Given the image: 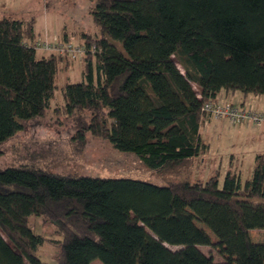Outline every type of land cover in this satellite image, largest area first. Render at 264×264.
<instances>
[{
  "label": "trees",
  "instance_id": "1",
  "mask_svg": "<svg viewBox=\"0 0 264 264\" xmlns=\"http://www.w3.org/2000/svg\"><path fill=\"white\" fill-rule=\"evenodd\" d=\"M93 2L99 34L81 37L96 50L82 80L62 86L75 138H104L153 170L191 171L208 149L204 103L221 89L264 96V0ZM35 37L33 17L0 14V143L47 111L61 58L69 60L37 57ZM219 179L216 170L158 185L28 163L0 168V264H42L32 214L56 223L57 264H264V241L250 237L264 232V153L245 180L231 170Z\"/></svg>",
  "mask_w": 264,
  "mask_h": 264
},
{
  "label": "rangeland",
  "instance_id": "2",
  "mask_svg": "<svg viewBox=\"0 0 264 264\" xmlns=\"http://www.w3.org/2000/svg\"><path fill=\"white\" fill-rule=\"evenodd\" d=\"M93 5V0H0V12H5L12 18L33 17L35 30L42 38L53 40L58 37H54V34L59 35L65 29L72 42H80L83 40L82 37L72 34V31L84 28L92 34H99V27L91 14ZM64 39L69 40V38ZM47 53L42 49H36L37 57ZM61 61L49 108L42 116L25 123L22 130L0 143V168L28 163L60 174L134 178L158 185H166L167 182L184 178L190 181H205L217 170L221 185L228 162L233 157L230 153L238 151V154L241 153L240 156H243V172H247L248 156L252 148L257 150L260 145L257 133L261 126L257 125H264V122L261 124L245 122L250 123L252 128L250 131H243L238 135V139L234 138V133L230 129L225 131L224 128L218 133L217 129L212 127L208 131L211 142L209 149L193 160L191 171H182L180 174L150 169L139 154L118 151L106 139L92 136L90 133L86 134V140L81 145L74 136L73 118L66 115L62 109V86L66 82L82 80L84 58L69 60L61 58ZM233 105L239 104L234 101ZM247 176V174L243 175V179ZM27 222L36 234L45 239L36 251L42 264H57L58 247L55 240L60 239L61 235L56 232V223L45 216L35 214L30 215ZM205 230L215 242L216 238L207 228ZM250 237L253 241L263 242L264 232L251 230ZM198 248L205 254L211 255L216 261L222 260L213 246L200 245ZM96 263L102 264L99 260L93 264Z\"/></svg>",
  "mask_w": 264,
  "mask_h": 264
},
{
  "label": "crops",
  "instance_id": "3",
  "mask_svg": "<svg viewBox=\"0 0 264 264\" xmlns=\"http://www.w3.org/2000/svg\"><path fill=\"white\" fill-rule=\"evenodd\" d=\"M1 15H7L5 12H0ZM11 17V16H10ZM32 18V17H30ZM28 18V19H30ZM18 19H24V20H28L26 18H18ZM35 23V21H34ZM34 32H35V36L36 37H40V33L36 32L35 30V26H34ZM83 33H87L90 35H96V34H92L90 32H88L87 30H85L84 28L81 29H77L72 31V34L75 35H79L81 37V35ZM64 37V38H69L70 36L68 34V32L63 29L59 35L54 34V37ZM47 38V37H44ZM50 40V39H49ZM49 53H47L46 55H48ZM45 56V55H44ZM65 66V65H64ZM66 68V67H65ZM216 101L218 102H227V103H231L234 104V101H236L237 104L239 105H248L253 107L254 109L257 110H264V96L262 95V97L260 95H254V94H247L244 95L243 93L239 92V91H227V90H220V92L218 93V96L216 98ZM227 124V125H226ZM257 126H261V129H259V133H257V135H259L258 137V142L260 143V145L258 146L257 150H255V148H252V151L250 153V156H248V161H247V172H243V156H240V154H238L237 152L234 153H230L231 155H233L232 160L230 159L227 165V170H231L233 172H236L238 174H240V177L242 180H245L246 178L243 179V175L247 174L249 176L251 169L254 165V157L257 153H264V125H257ZM214 127L215 129H217V132L219 133L220 131H223V129L225 128V131L227 129H230L233 133H234V138L238 139V135H241V133L244 131H250L252 126L250 125V123H240V124H236V123H231L229 122L227 119H214L212 117H205L204 120L202 121V123L200 124V135L202 137V139L204 140V142L208 145V149L211 145L210 139H209V130ZM205 131V132H204ZM256 132V131H255ZM221 133V132H220ZM207 149V150H208ZM204 158V157H202ZM247 176V177H248ZM96 262V260H94L92 262V264ZM98 264V263H96Z\"/></svg>",
  "mask_w": 264,
  "mask_h": 264
},
{
  "label": "built area",
  "instance_id": "4",
  "mask_svg": "<svg viewBox=\"0 0 264 264\" xmlns=\"http://www.w3.org/2000/svg\"><path fill=\"white\" fill-rule=\"evenodd\" d=\"M35 49H42L51 54L65 56L69 59L85 58L88 54H93L96 50L95 43L72 42L70 39L36 37L33 42ZM203 110L208 112L210 117L224 118L231 123L253 122L261 124L264 122V111L255 110L247 105H233L227 102L208 101L203 105Z\"/></svg>",
  "mask_w": 264,
  "mask_h": 264
}]
</instances>
